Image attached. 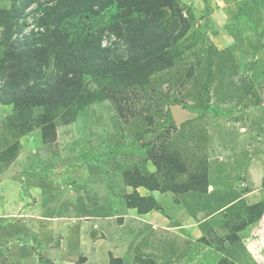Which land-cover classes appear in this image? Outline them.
I'll return each mask as SVG.
<instances>
[{
    "label": "rangeland",
    "instance_id": "374dc122",
    "mask_svg": "<svg viewBox=\"0 0 264 264\" xmlns=\"http://www.w3.org/2000/svg\"><path fill=\"white\" fill-rule=\"evenodd\" d=\"M108 1L62 19L58 0H0V264H254L240 240L263 214L248 205L264 198V0ZM173 104L197 116L178 126Z\"/></svg>",
    "mask_w": 264,
    "mask_h": 264
},
{
    "label": "trees",
    "instance_id": "16d2710c",
    "mask_svg": "<svg viewBox=\"0 0 264 264\" xmlns=\"http://www.w3.org/2000/svg\"><path fill=\"white\" fill-rule=\"evenodd\" d=\"M35 0H31V2H33ZM95 0H58L57 2V5L56 6H53V9H47L46 12L48 14H51L52 11H54L55 9L57 10V12L59 13V16L62 17V19H64L66 16H70V15H73V12L75 9H81L80 12L82 13H87L88 15L86 17H95L97 15H100L99 13H101V9H95V3H94ZM100 3H102V0H98ZM112 0L108 1L111 2ZM135 1V4L137 6H139L140 8L144 7V4L146 2L149 1V3L151 5H155V2L159 5H162V4H171L170 3V0H134ZM107 2H103V4H101V8L104 7V5L106 4ZM149 4V5H150ZM11 19L13 20V16L11 14H8L6 16V19H5V23H6V30L5 32L9 33V30L11 29L12 27V24L10 25L11 23ZM62 19L59 21V23L62 21ZM122 21V20H120ZM120 21H116L115 24L113 25V30L115 31H119L120 32V35L123 33L121 32V29L123 30V28H121L120 24H118ZM11 26V27H10ZM121 28V29H120ZM103 30H105L103 28ZM132 34L131 31L128 32V35L126 37H128L129 39H132V37H137L136 35ZM10 38V36H9ZM98 41V46L101 47V40H100V37H99V40ZM4 42H7V44H10L9 43V40H5ZM170 44V43H169ZM9 50V49H8ZM158 50V51H157ZM154 49L152 50L150 54V63L152 62L155 65H158V63L163 62V65L161 67H166L168 66L170 63H171V58L170 57H167L164 55V51H161L160 48L159 49ZM105 51L107 54L110 53V48H105ZM9 57H11V59H8ZM6 59L10 60V63H15V64H18L19 62L22 61V55L17 53V52H11L10 50L8 51V53L5 55V61ZM166 61V62H165ZM134 63V62H133ZM124 67H129L133 72L136 71V70H139L138 68H141L142 66L139 64L140 67H136L134 66L129 60H126L125 63L123 64ZM154 66L152 65H148L147 67L143 68L141 70H145V69H149V70H155L156 68H154ZM16 66L11 68V64H10V67L7 68L4 67L2 68V74L3 75H9V77H12L14 76L15 74V70H16ZM16 75V74H15ZM19 103H20V99L18 100ZM171 110V109H170ZM212 110L217 113V108L216 107H213ZM206 112V108L203 107L202 108V112ZM172 114V113H171ZM173 119V117H172ZM142 184H144L146 187L148 188H152V189H155V188H158V186L156 185V183L154 182H151V179H143V181H141ZM137 195L139 196V194L137 193ZM139 200L143 201L145 203V208L140 205V204H134L135 206H139L140 209L141 207L143 209L141 210H144L145 212L151 210V209H158L160 210L161 207L157 204V201L153 198V197H148V196H139ZM248 212H255L256 210H259V213L261 215V213L264 211V201H261V202H258V203H253V204H250L248 205ZM257 214V215H258ZM259 215V216H260Z\"/></svg>",
    "mask_w": 264,
    "mask_h": 264
},
{
    "label": "crops",
    "instance_id": "0c3cea01",
    "mask_svg": "<svg viewBox=\"0 0 264 264\" xmlns=\"http://www.w3.org/2000/svg\"><path fill=\"white\" fill-rule=\"evenodd\" d=\"M260 190L261 189L256 188V190L253 189V190H250V191H246L243 195H245V197H248V196L250 197L252 194L254 195V193H256L257 191H260ZM261 191H262V193L261 192L260 193L264 194V188ZM260 201H264V198L263 197L262 198H256L250 204L258 203ZM0 213L4 217V215L6 213V209L1 210ZM151 213H153V212H151ZM149 215H151V214H149ZM153 215L154 214H152V216ZM147 217H148V215L145 216L146 219H148ZM157 220L159 221V218ZM255 224H256V228H257L258 224H262L261 227L264 230V211H263V214L256 219ZM256 228H255L254 224L253 225L250 224V226H247V227L243 228L240 241H241V244H242L241 248L243 249L244 252H246V254H248L250 256V259L253 261V263L254 264H261L262 263V261H261V259H262L261 257L262 256L259 255V253H260L259 252V250H260L259 249L260 241H258L257 238L254 235V231H255ZM83 244H84V242L81 243V245H83ZM97 251H98V249L96 251H94V252H97ZM83 255H84L83 256L84 259H82L78 264H107V263H103V262L99 263V261H97V260L95 261V258H97V259L100 258L99 255H94V254H86L85 255L84 253H83ZM76 256L78 257L77 254H76ZM101 258H102V256H101ZM61 261H65V260H61ZM61 263L63 264V262H59V260H58L57 264H61Z\"/></svg>",
    "mask_w": 264,
    "mask_h": 264
},
{
    "label": "water",
    "instance_id": "95a60500",
    "mask_svg": "<svg viewBox=\"0 0 264 264\" xmlns=\"http://www.w3.org/2000/svg\"><path fill=\"white\" fill-rule=\"evenodd\" d=\"M170 109L173 120L178 126L181 125L183 122L193 119L197 116V113L187 111L178 104L171 105Z\"/></svg>",
    "mask_w": 264,
    "mask_h": 264
}]
</instances>
